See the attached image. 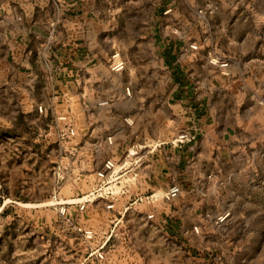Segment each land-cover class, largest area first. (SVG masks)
Here are the masks:
<instances>
[{
	"label": "crops",
	"instance_id": "obj_1",
	"mask_svg": "<svg viewBox=\"0 0 264 264\" xmlns=\"http://www.w3.org/2000/svg\"><path fill=\"white\" fill-rule=\"evenodd\" d=\"M95 4V0H41L0 7V125L43 119L48 129L29 139L59 147L61 154L56 117L69 115L78 130L72 142V167L77 168H72V180L87 184L79 191L94 189L99 183L96 172L107 158L120 163L127 159L122 192L98 199L88 208L106 226V240L113 222L119 221L121 244L137 264H223L219 255L224 249L206 246L204 239L222 238L223 227L236 217L246 183L243 175L249 171L240 166L246 158L242 144L247 140L264 147V104L258 102L256 86L264 79V60L230 49L239 43L224 21L216 25L218 33L209 24L196 31L200 58H187L188 42L169 30L161 34L164 29L157 23L159 18L170 23L178 11L163 17L159 9L151 29L159 56L139 61L122 51L127 68L156 77L162 67L166 70V85L152 89L149 100L144 92L150 90L130 84L113 88L112 51L102 45L107 34L104 40L112 43L113 20L108 24L100 20ZM213 49L232 62L230 76H222L209 63L206 53ZM104 101L108 103L100 105ZM125 118H132L134 124H126ZM183 132L190 134L191 141L173 144ZM108 135L115 138L113 146L105 141ZM132 147L139 156L126 158ZM251 154L257 161V153ZM256 161L251 168L254 176L259 174ZM132 176L136 179L130 180ZM174 184L182 192L166 203L161 195ZM153 194L156 199L148 198ZM112 200L115 208L108 210ZM226 211L232 217L222 228L210 226L209 214ZM149 214L155 217L149 220ZM196 225L201 226V235L193 232ZM88 227L98 235L95 226Z\"/></svg>",
	"mask_w": 264,
	"mask_h": 264
},
{
	"label": "rangeland",
	"instance_id": "obj_2",
	"mask_svg": "<svg viewBox=\"0 0 264 264\" xmlns=\"http://www.w3.org/2000/svg\"><path fill=\"white\" fill-rule=\"evenodd\" d=\"M40 1L0 0V7H19ZM95 3L100 20L107 22L106 24L109 19L113 20L114 29L109 35L112 43H109L108 38L104 40L108 34H103L102 38L103 47L110 49L112 53L120 51L122 54L126 50L129 58H139V61L140 58L159 56L151 29L157 18V11L161 9L163 17H171L178 11L177 17L170 23L161 21V18L157 23L164 29L159 31L161 34L169 30L171 35L188 42L187 58H200L201 55L200 42L194 37V33L199 29H206L207 24L211 25L214 34L218 33L216 25L224 21L239 43L237 48L230 49H238L251 58L264 60V0H95ZM169 7L173 8V12L165 16L163 12ZM162 22L164 24H160ZM159 32L154 31L155 34ZM137 41L143 44L142 47L136 45ZM192 43L198 45V50H189ZM211 54L221 56L215 49L206 53L208 57ZM160 58L165 57L160 55ZM165 76L166 70L163 67L157 77L143 69L127 68L124 72L113 75L112 86L117 88L130 84L137 89L150 90L144 92V97L151 100L152 89H163L166 85V79L163 78ZM256 86L257 99L262 105L264 79L257 81ZM163 101L162 95L161 102ZM4 113L7 115L8 110ZM57 124L58 138L63 145L61 154L59 147L29 139L48 129L43 119L35 123L20 119L18 123L0 125V264H137L135 257L128 256L127 250L122 246V232L115 222L109 231L111 239L107 244L109 249L106 250V258L98 261L91 255L93 249L106 241V226L100 223L91 206L82 212L78 211L76 205L70 206L69 221L60 216L58 201L76 202L89 192L79 191V188L87 187L85 182L77 183L72 180V168L77 170L72 167L73 138L63 135L67 124H60L58 120ZM247 142L246 140L242 144V157L246 158L241 159L240 166L249 171L243 175L246 183L241 191L236 217L229 226L223 227L225 230L222 238L204 239V245L224 249L219 255L223 264H264V147L263 143L254 147ZM49 148L50 151L55 150V153H49ZM130 150L137 152L131 158L139 156L137 149L132 147ZM255 152L257 161L251 154ZM58 155L60 156L56 160ZM255 161L259 170L257 176L251 171ZM75 190L82 194L76 195ZM217 216L209 214L210 226L222 228L228 221L219 225L216 223ZM76 224L95 226L99 232L96 240H84L74 230ZM196 226L201 229L200 225ZM197 235H201V231Z\"/></svg>",
	"mask_w": 264,
	"mask_h": 264
},
{
	"label": "built area",
	"instance_id": "obj_3",
	"mask_svg": "<svg viewBox=\"0 0 264 264\" xmlns=\"http://www.w3.org/2000/svg\"><path fill=\"white\" fill-rule=\"evenodd\" d=\"M173 8L169 7L166 8L163 12L165 16L172 14ZM190 51H196L198 50V45L195 43H192L189 45ZM209 63L219 69V72L222 76H230L231 75V68L232 64L231 61L222 58L219 55L211 54L209 56ZM109 69L112 73L118 74L122 73L127 69V63L126 60L123 58L120 51H115L110 56V62H109ZM126 94L128 96H131L132 91L130 87H126L125 89ZM108 102L104 101L100 103V105H106ZM38 111L43 112V107L38 106ZM58 122L67 124L66 132L63 134L64 136H68L69 138H74L78 134V130L76 126L73 124L72 119L67 114H61L57 118ZM125 123L128 125H133L134 120L132 118H125ZM191 136L187 132L181 133L176 139L173 140V144H182L186 142L191 141ZM106 143L109 146H113L115 143V138L112 135H109L105 139ZM137 154L136 151L129 150L127 153L126 158H129L132 155ZM129 167V162L127 159L124 162H118L114 158H107L103 162L102 169L98 170L96 172V177L99 179V183L94 187V189L89 192L87 195H85L81 199L74 200L76 202H69V201H58V212L60 216L67 219V221L70 220L71 215V207L72 205H76L79 212L84 211L89 204L95 203L98 199H107L109 197H115L118 196L123 188L122 180L123 176L127 173V168ZM136 176L130 177V180H135ZM182 192V189L179 185H172L169 187L166 191H164L161 195V198L166 203H171L174 200H176ZM156 194L151 195L148 198L156 199ZM147 198V199H148ZM106 208L108 210H113L115 208L114 201H110ZM231 216V212L227 211L224 213H221L216 217V223L221 225L226 223ZM155 217L154 214H149L147 218L149 220L153 219ZM119 223V221L116 222V225ZM74 230L84 238V240L88 242H93L97 238V233L94 229L90 227H86L83 225L76 224L74 225ZM193 231L197 234H200V227L194 226ZM111 236H109V239ZM109 239H107L104 244H101L99 247L92 250L91 255L95 257L98 261H103L106 258V250H107V244L109 242Z\"/></svg>",
	"mask_w": 264,
	"mask_h": 264
},
{
	"label": "trees",
	"instance_id": "obj_4",
	"mask_svg": "<svg viewBox=\"0 0 264 264\" xmlns=\"http://www.w3.org/2000/svg\"><path fill=\"white\" fill-rule=\"evenodd\" d=\"M4 212H5V210H4ZM4 212H3V213H4Z\"/></svg>",
	"mask_w": 264,
	"mask_h": 264
}]
</instances>
